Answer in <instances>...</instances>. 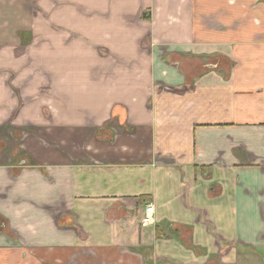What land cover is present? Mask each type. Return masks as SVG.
I'll return each instance as SVG.
<instances>
[{
    "label": "crops",
    "instance_id": "0c3cea01",
    "mask_svg": "<svg viewBox=\"0 0 264 264\" xmlns=\"http://www.w3.org/2000/svg\"><path fill=\"white\" fill-rule=\"evenodd\" d=\"M0 264H264V0H0Z\"/></svg>",
    "mask_w": 264,
    "mask_h": 264
},
{
    "label": "built area",
    "instance_id": "2783aa9c",
    "mask_svg": "<svg viewBox=\"0 0 264 264\" xmlns=\"http://www.w3.org/2000/svg\"><path fill=\"white\" fill-rule=\"evenodd\" d=\"M153 211H154L153 204L152 203L146 204L145 212H144V215H143V217L141 219L142 225H147V224H150V223L154 222V220H153Z\"/></svg>",
    "mask_w": 264,
    "mask_h": 264
},
{
    "label": "trees",
    "instance_id": "16d2710c",
    "mask_svg": "<svg viewBox=\"0 0 264 264\" xmlns=\"http://www.w3.org/2000/svg\"><path fill=\"white\" fill-rule=\"evenodd\" d=\"M148 17V16H147Z\"/></svg>",
    "mask_w": 264,
    "mask_h": 264
}]
</instances>
